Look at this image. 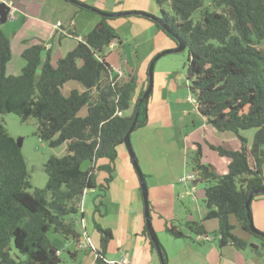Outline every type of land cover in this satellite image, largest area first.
<instances>
[{
    "label": "trees",
    "instance_id": "1",
    "mask_svg": "<svg viewBox=\"0 0 264 264\" xmlns=\"http://www.w3.org/2000/svg\"><path fill=\"white\" fill-rule=\"evenodd\" d=\"M155 1L166 24L186 45V80L197 111L217 131L233 133L241 144L236 151L213 146L229 159L225 174L194 158L198 180L212 183L204 189L203 220L187 221V229L208 238L204 221L213 219L217 228L212 234L219 248L250 247L264 254V237L250 230L246 209L250 192L264 188V0ZM168 1L172 14L163 8ZM111 19L100 15L96 26L56 63L43 42L29 46L21 54L25 65L17 75L7 73L12 47L0 27V114L13 112L22 121L35 118L40 140L50 147L67 145L65 155L47 160L45 187L30 192L22 149L0 121V264H60L57 252L68 241L73 247L67 252L76 260L83 250L77 226L85 195L95 194V201L105 196L115 176L118 146L136 112L135 130L147 121L148 106L140 103L144 90L136 96V76L112 85L114 69L106 52L120 38ZM71 81L82 89L65 95L63 87ZM84 107L87 114L81 116ZM247 131H252L250 137ZM260 196L264 193L253 199ZM100 203L94 202V213H99ZM232 219L260 241L235 235ZM93 227L100 234L95 264H112L106 258L112 229L94 218ZM165 230L173 237H186L170 220L165 221ZM143 235L156 250L146 225ZM160 248L161 262L168 263L161 243Z\"/></svg>",
    "mask_w": 264,
    "mask_h": 264
},
{
    "label": "crops",
    "instance_id": "2",
    "mask_svg": "<svg viewBox=\"0 0 264 264\" xmlns=\"http://www.w3.org/2000/svg\"><path fill=\"white\" fill-rule=\"evenodd\" d=\"M78 1L105 12L144 11L156 16L161 15L155 0ZM0 2L6 3L14 12L11 22L2 25L12 47V58L7 65L8 74H19L25 65L22 52L29 46L41 42L45 45V50L50 52L53 63H56L83 40L84 36L100 21L98 13L79 10L73 3L65 0H0ZM58 22L61 23L60 26H57ZM109 22L118 32L120 41L111 43L106 52V60L112 67L122 68L126 76L131 74L141 78L140 82L137 81L136 96H138L148 82V65L152 58L165 49L175 47L176 44L171 42L173 39L158 28L151 19L141 15L112 17ZM162 31L166 35L162 34ZM140 46L146 47L143 53H140ZM162 84L165 82L162 81ZM173 84L170 77L167 85L172 88ZM147 106L146 123L134 130L130 138L139 165L145 174L153 222L154 224L157 222L155 224L157 228L162 226L161 230L166 231L165 221L176 220V213L171 208L172 195L175 183L187 170L185 155L192 146H200L195 136L201 137L200 125L196 128L193 124L191 130L189 129L190 131L186 133L187 142L182 137V132L168 137L166 131L174 126L167 113L169 108L161 99V95L154 96L151 92ZM103 176L101 174L99 179ZM94 202L101 203L99 213H94L93 209L92 219L94 218L103 227L111 228L113 232V239L108 245L107 252L121 251L120 259L127 258L129 264H145L144 256H149L155 261L156 258L152 252L155 249L143 235L145 219L140 179L124 143L118 146L116 172L108 191L104 197ZM82 210L84 212L79 218V225L83 226L82 228L89 236L86 218L88 211L85 207ZM251 212L255 226L264 231V196L252 200ZM189 215L187 221H202L204 210L199 212L198 220L192 214ZM212 220H205L204 224L207 231L214 232L217 222L214 220L216 222L214 226L210 222ZM232 223L235 226L233 230L235 235L258 243L252 240V236L245 232L236 220L232 219ZM89 238L98 248L100 234L95 230ZM194 239L202 241L198 239V235ZM207 239L212 243L210 246L204 244L196 247L183 244L182 256H179L178 261L173 264H264V254L257 253L250 247L243 250L231 245L219 248L211 234ZM67 244L70 248L73 247L71 242L68 241L66 246ZM82 249L72 263L95 264V252L91 249ZM167 252L169 253L168 250ZM107 260L110 261L108 258Z\"/></svg>",
    "mask_w": 264,
    "mask_h": 264
},
{
    "label": "rangeland",
    "instance_id": "3",
    "mask_svg": "<svg viewBox=\"0 0 264 264\" xmlns=\"http://www.w3.org/2000/svg\"><path fill=\"white\" fill-rule=\"evenodd\" d=\"M205 2L207 3L208 0H205ZM163 8L169 14L173 13L169 1L164 4ZM197 16L198 13L194 15V18L197 19ZM6 22H11V19L8 18ZM6 22L0 23V27L2 28V25ZM162 34L165 33L163 32ZM171 42L175 43L177 46V42H175L174 40ZM145 48V46H140V53H143ZM187 57V49L178 52L167 53L156 61L153 71L152 93L154 96H157L159 94L161 95V99L169 108V111H167V113L174 126L172 129L170 128L166 131L167 136L173 137L179 132H182V137L184 138L185 142H187L186 133L191 130L193 124L196 125V128L200 125L199 129L201 133V137L195 135L198 139V142H200V146H192L185 155L187 170H185L180 175L179 180L175 183L172 195L173 203L171 208H173L174 212L176 213V220H173V222L179 227V229H181V231L189 234L190 236L180 238L173 237L167 231L161 230L162 226H160V228H157V226L155 225L157 224V222H155L154 224L152 218L153 227L155 229L159 242L164 246L166 253H168L167 250L169 251V253L167 254V264H173L174 262L178 261L177 258L179 256H182L181 251L183 249V244H189L196 247H200L204 244L210 246L212 244L211 241L207 238H204V236H202L201 238L202 241L194 239L196 234L191 233L186 226L187 219L190 217L189 214H192V216L196 220L199 219V212H201L204 208V189L212 182L206 180L199 181L197 174L194 180L187 178L183 181L181 180V178L187 177L189 174L197 172L194 169V167H196V164L194 163V158L196 156L199 158L201 163L213 165L218 174L227 173L229 159L225 156L220 155L219 152L213 148V146H222L227 150L236 151L240 149L241 145L240 141L233 133H222L217 131L212 125L207 123V121L196 110L195 103L192 101L193 97L190 93L186 80ZM149 66L150 64L148 65V69ZM170 77L174 83L172 88L170 87V85H167V81ZM137 81L140 82L141 78L136 77V82ZM162 81H164L165 84H162ZM147 84L148 82H146L145 86L143 87L144 92L148 86ZM77 87L79 89L82 88L78 82H68L63 87V93L65 95H68L71 89ZM130 112L128 111L127 113L130 114ZM79 114L81 116H85L87 114L86 107H84L79 112ZM0 121L4 124L8 132L12 137L15 138V140H18L19 138L22 139L21 149L26 159L28 171L30 174V192H34V190L38 188L45 187L48 179L45 172V164L49 157L52 155H65L67 148L66 143L57 147H50L44 141L40 140V138L36 134L38 125L35 118H29L26 121H22L17 114L9 112L0 114ZM251 132L252 131H247L246 135L250 137ZM95 196V194L89 192L85 195L83 200V207H85V209L88 211V213L86 214L87 231L89 233V236L91 237L93 232H95L92 219L94 209L93 202ZM151 217H153L152 214ZM233 221L235 220L233 219ZM210 222H212V224H214L215 226L216 222L214 220ZM82 227V225H78L77 229L82 232L85 238V232ZM208 231L212 235L213 241L217 244V240L212 232L210 230ZM236 231L240 232L239 229H236ZM252 238V240H255L257 242L260 241L259 238L253 235ZM67 246H65V249L61 251L62 262L60 264H73L72 259L67 252ZM152 252L154 253V256L156 258L155 261L149 256H144L145 258L143 261L145 262V264H162L159 253L156 250H153ZM106 255L110 261H116L120 259L121 251L117 252L109 250ZM133 256L134 255H132V257Z\"/></svg>",
    "mask_w": 264,
    "mask_h": 264
},
{
    "label": "water",
    "instance_id": "4",
    "mask_svg": "<svg viewBox=\"0 0 264 264\" xmlns=\"http://www.w3.org/2000/svg\"><path fill=\"white\" fill-rule=\"evenodd\" d=\"M73 3H76L88 10H91L93 12H96L98 14H100L101 16H106V17H119V16H127V15H141L144 17H147L153 21L158 22L162 28L165 30V32L172 34V36L174 38H176L177 40V46L175 48L172 49H167L164 50L160 53H158L151 61L149 69H148V86L140 100V103L145 102V104H147L149 96L152 92V88H153V71H154V66L156 61L164 56L167 53H172V52H178L181 50L186 49V45L177 37V35H175L173 33V31L170 29V27L166 24L165 20L162 18V15L160 16H156L144 11H123V12H116V13H111V12H105V11H101L91 5H88L86 3L80 2L78 0H70ZM10 12V7L4 3V2H0V23L2 22H6L8 20V13ZM139 115V111L136 112L135 118L133 120V123L130 127V129L128 130V132L126 133L125 137H124V144L127 147L129 154L131 156V160L133 163V166L138 174V177L140 179V184H141V192H142V197H143V202H144V219H145V225L148 229V233H149V237L152 240L153 244L156 247L157 252L159 253V256L161 255V248H160V242L159 239L157 237V234L155 232V229L153 227V223H152V217H151V210H150V205H149V198H148V187H147V182L144 176V173L139 165V162L137 160V157L135 155L134 149L131 145V134L132 132L135 130V127L137 125V117ZM20 139V138H19ZM17 140L18 141V145L19 147L22 146V140ZM257 193H264V188L263 189H258V190H254L252 192H250L249 197L246 201V209H247V215H248V222H249V227L250 230L262 237H264V232L259 230L253 221V216H252V212H251V202L253 200V197L255 194ZM162 264H167L165 262L162 261Z\"/></svg>",
    "mask_w": 264,
    "mask_h": 264
},
{
    "label": "built area",
    "instance_id": "5",
    "mask_svg": "<svg viewBox=\"0 0 264 264\" xmlns=\"http://www.w3.org/2000/svg\"><path fill=\"white\" fill-rule=\"evenodd\" d=\"M8 18L9 19H13L14 18V12L10 10V12L8 13ZM61 23L58 22L57 26H60ZM114 72L111 75V82L112 85H115L117 83H123L125 81V79L127 78L125 72L123 71L122 68H114ZM192 101L195 103L194 98H192ZM196 105V103H195ZM118 115H123L122 111L118 112ZM187 178H190L191 180H194L196 178V173H192L189 174L187 177H182L181 180H186ZM82 208H83V204H82ZM83 211V210H82ZM85 232V231H84ZM198 239H201V236H198ZM80 248H85V249H91L92 251L96 250V246L94 245V243L92 242V240L89 238V236L87 235V232H85V238L83 236V238H81V243H80ZM95 252V251H94ZM58 254H60L61 252L58 251ZM109 263H117V264H129V261L127 258H122L119 261H108Z\"/></svg>",
    "mask_w": 264,
    "mask_h": 264
}]
</instances>
